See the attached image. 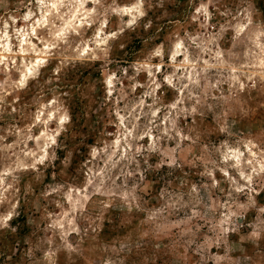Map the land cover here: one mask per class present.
<instances>
[{"label": "clouds", "instance_id": "clouds-1", "mask_svg": "<svg viewBox=\"0 0 264 264\" xmlns=\"http://www.w3.org/2000/svg\"><path fill=\"white\" fill-rule=\"evenodd\" d=\"M0 264H264V0H0Z\"/></svg>", "mask_w": 264, "mask_h": 264}]
</instances>
